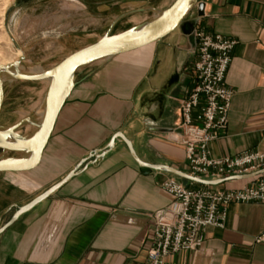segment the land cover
<instances>
[{
	"label": "crops",
	"instance_id": "crops-1",
	"mask_svg": "<svg viewBox=\"0 0 264 264\" xmlns=\"http://www.w3.org/2000/svg\"><path fill=\"white\" fill-rule=\"evenodd\" d=\"M175 1L28 0L18 6L42 34L51 27L63 32L83 13L87 36L93 26L102 34L96 43L109 31L121 34L154 19ZM200 2L203 17L195 9L162 41L102 61L79 80L33 172L43 168L51 146L52 167L58 165L62 179L79 166L83 171L0 236V264H146L150 217L173 200L163 183L176 179L189 189L203 187L174 174L189 175L185 150L174 138L180 103L196 85L197 28L237 42L226 78L234 92L229 123L210 145L212 156L264 153V0ZM118 134L132 143L143 166L120 139L99 159ZM258 178L264 173L218 187L240 190ZM12 208L14 215L20 207L12 204L0 216V228L13 217L1 225ZM262 236L264 203L233 204L224 229H208L201 249L172 255L164 264H264V241L256 242Z\"/></svg>",
	"mask_w": 264,
	"mask_h": 264
},
{
	"label": "built area",
	"instance_id": "built-area-1",
	"mask_svg": "<svg viewBox=\"0 0 264 264\" xmlns=\"http://www.w3.org/2000/svg\"><path fill=\"white\" fill-rule=\"evenodd\" d=\"M192 36L196 40V85L180 103V123L174 138L185 150L189 176L219 181L262 171L264 153L260 151L233 158L212 156L210 145L219 139L229 123L234 92L227 87L226 78L237 42L220 35L209 36L198 28ZM162 189L173 200L150 217L151 244L146 264H164L172 255L201 249L208 229L225 228L231 205L264 203V178L240 190L205 186L189 189L176 179L164 182ZM263 241L264 236L256 242Z\"/></svg>",
	"mask_w": 264,
	"mask_h": 264
},
{
	"label": "water",
	"instance_id": "water-1",
	"mask_svg": "<svg viewBox=\"0 0 264 264\" xmlns=\"http://www.w3.org/2000/svg\"><path fill=\"white\" fill-rule=\"evenodd\" d=\"M204 7V4L200 0H176L170 8L159 12L152 21L117 35H112L111 31H109L98 42L73 53L55 67L43 71L39 75L26 76L20 74L18 69L19 62L8 66H0V116L5 102V83L7 79L11 82H48L44 115L33 135L23 137L19 134L18 130L23 125V122L8 129L0 128V151L23 155L21 157L1 158L0 174L31 173L41 166L44 152L53 134L57 119L73 90L79 84L77 74L81 68L133 53L160 42L175 32L195 9H197L198 16L203 17ZM4 74L8 78H3ZM118 139L122 140L127 146L135 162L143 166L144 164L137 157L132 143L121 134L115 136L107 148L97 155L99 159H103L114 150L115 142ZM80 167L76 168L59 183L51 186L25 206L18 208L11 220L0 228V236L23 215L31 212L50 199L71 180L79 176L83 171ZM263 173L264 171H259L250 175L219 181H204L183 173L174 172L176 176L186 181L205 187H218L233 181L255 178Z\"/></svg>",
	"mask_w": 264,
	"mask_h": 264
},
{
	"label": "rangeland",
	"instance_id": "rangeland-1",
	"mask_svg": "<svg viewBox=\"0 0 264 264\" xmlns=\"http://www.w3.org/2000/svg\"><path fill=\"white\" fill-rule=\"evenodd\" d=\"M27 1L0 0V66L19 62L18 69L22 74L30 75L37 69L47 71L75 51L94 43L102 35L95 34L98 28L93 26L92 36H87L88 33L84 32L83 13L81 17H76L69 28L63 29L65 34L52 27L46 34L37 33L39 29L34 26L36 20L26 19L29 12L20 10L18 6ZM152 20L153 18L147 22ZM99 63L81 68L77 81L82 80ZM82 83L76 87V91ZM6 87L0 128L8 129L23 122L18 130L19 134L23 137L33 135L42 121L41 111L43 112L48 82H11L7 79ZM51 155L52 146L48 149L43 168L36 172L0 174V216L11 208L12 204L21 207L62 179L57 173L58 165H55L56 169L52 167ZM21 156L23 155L0 151V159ZM14 211L15 208H12L11 212L7 213L1 225L9 221Z\"/></svg>",
	"mask_w": 264,
	"mask_h": 264
},
{
	"label": "bare ground",
	"instance_id": "bare-ground-1",
	"mask_svg": "<svg viewBox=\"0 0 264 264\" xmlns=\"http://www.w3.org/2000/svg\"><path fill=\"white\" fill-rule=\"evenodd\" d=\"M20 72V71H19ZM43 71H41V70H36L35 72H33L32 74H23V75H26V76H35V75H39V74H41ZM20 74H22L21 72H20ZM2 76V75H1ZM3 78H7L8 76L7 75H3L2 76ZM44 111H45V105H44V108H43V112L41 111V113H43V115H44ZM43 115H42V118H43Z\"/></svg>",
	"mask_w": 264,
	"mask_h": 264
}]
</instances>
